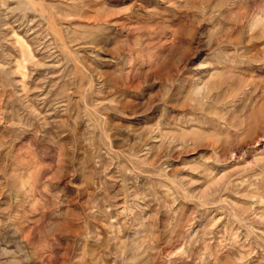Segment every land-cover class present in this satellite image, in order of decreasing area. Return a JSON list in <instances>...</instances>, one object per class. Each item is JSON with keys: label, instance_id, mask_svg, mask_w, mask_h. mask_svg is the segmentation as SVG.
<instances>
[{"label": "rangeland", "instance_id": "374dc122", "mask_svg": "<svg viewBox=\"0 0 264 264\" xmlns=\"http://www.w3.org/2000/svg\"><path fill=\"white\" fill-rule=\"evenodd\" d=\"M0 264H264V0H0Z\"/></svg>", "mask_w": 264, "mask_h": 264}]
</instances>
